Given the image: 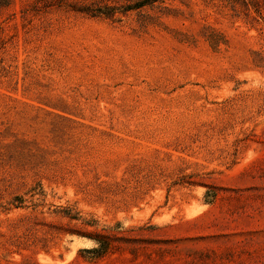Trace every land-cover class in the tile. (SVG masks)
<instances>
[{
  "label": "rangeland",
  "instance_id": "obj_1",
  "mask_svg": "<svg viewBox=\"0 0 264 264\" xmlns=\"http://www.w3.org/2000/svg\"><path fill=\"white\" fill-rule=\"evenodd\" d=\"M89 1L0 0V264H264V0Z\"/></svg>",
  "mask_w": 264,
  "mask_h": 264
},
{
  "label": "trees",
  "instance_id": "obj_2",
  "mask_svg": "<svg viewBox=\"0 0 264 264\" xmlns=\"http://www.w3.org/2000/svg\"><path fill=\"white\" fill-rule=\"evenodd\" d=\"M163 0H131V2L120 5L119 7L114 4H108V3H101L96 4L95 1H89L81 6H78L76 9L77 11L84 12L86 14H89L91 16H104V17H112L116 12H126L130 10H139L146 6H152L156 2H162ZM230 2H235L239 0H228ZM243 4H247V0H241ZM217 34H213L208 38L209 43H211V46L215 47L218 45V38ZM87 236V235H84ZM91 238L90 236H87ZM94 240L99 241L98 238L92 237ZM94 249V248H93ZM83 250H89L90 249H83Z\"/></svg>",
  "mask_w": 264,
  "mask_h": 264
}]
</instances>
